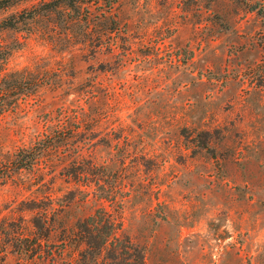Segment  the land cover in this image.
Here are the masks:
<instances>
[{"label":"rangeland","instance_id":"374dc122","mask_svg":"<svg viewBox=\"0 0 264 264\" xmlns=\"http://www.w3.org/2000/svg\"><path fill=\"white\" fill-rule=\"evenodd\" d=\"M41 1L0 10L7 71L51 78L0 113V264H264V0Z\"/></svg>","mask_w":264,"mask_h":264},{"label":"trees","instance_id":"16d2710c","mask_svg":"<svg viewBox=\"0 0 264 264\" xmlns=\"http://www.w3.org/2000/svg\"><path fill=\"white\" fill-rule=\"evenodd\" d=\"M22 0H0V10H6L8 7L14 6ZM41 2H44L43 0ZM58 0L44 2L45 6H49L48 12L56 11L62 6L69 7L71 10L79 12V5L83 3V0H65L56 4ZM113 1H109L112 4ZM37 4L31 6L28 18H36L41 13L38 11ZM113 7L110 6V11ZM27 8L23 10L26 12ZM78 17L79 14L75 15ZM74 17V18H75ZM20 14L18 12L13 13L10 17L0 20V32L7 28H16L20 21ZM12 55L11 50L0 51V58L4 64L0 65V113L7 111L9 108H15L18 104L31 100H38L40 89L50 83L49 70H41L39 68H32L25 66L21 69H15L7 71L6 64ZM80 113L71 114L67 108L59 110L56 117L48 119L46 124L48 126L57 127L60 134L66 133L71 128H79L83 124ZM57 148L56 144L52 142H45L42 140L35 147L20 149L15 155L16 161L15 166L18 170H32L35 165L39 162L40 158L53 149ZM80 157V156H79ZM7 169L8 166H7ZM83 193V192H82ZM86 230L90 234L102 233L105 235V228H108L106 236L102 238L99 244V250L108 244L110 238H116L119 231L117 225L112 219L106 220V222L95 221V217H90L85 220ZM92 228H89V227ZM41 229V228H39Z\"/></svg>","mask_w":264,"mask_h":264}]
</instances>
